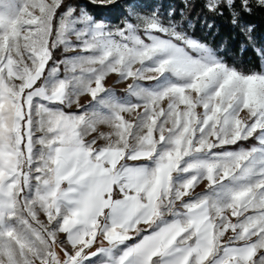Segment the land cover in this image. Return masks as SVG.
<instances>
[{
	"label": "snow or ice",
	"instance_id": "snow-or-ice-1",
	"mask_svg": "<svg viewBox=\"0 0 264 264\" xmlns=\"http://www.w3.org/2000/svg\"><path fill=\"white\" fill-rule=\"evenodd\" d=\"M182 2L188 5V0ZM88 3L120 14L124 26L109 30L83 5L66 0H0V264H83L100 251H86L98 234L108 246L123 243L151 228L164 214L162 206L192 195L191 190L204 180L210 188L229 178L249 182L211 211L206 199L184 204L186 219L145 235L115 264H154V257H173L168 264H206L214 255H218L215 264H264V161L252 167L256 148L190 163L183 171L196 174L174 191L170 187L185 156L211 152L264 130V88L258 89L256 103L249 105L243 87L249 77L264 80V74L242 75L226 68L202 45L174 31L179 22L169 20L162 28L155 14L151 19L140 16L142 6L135 2ZM203 7L216 15L227 10L237 23L242 14L264 9V0H204ZM134 14L136 27L127 23ZM76 23L81 27L72 28L68 39L74 37L76 47L90 55L67 71L80 73L72 80L87 74L83 91L92 99L105 90L102 82L108 73H118L123 80L131 77L132 83L171 71L188 82L152 94L142 105L114 109L110 120L101 121L109 126L107 134L91 124L82 129V116L49 110L35 99L64 103L68 79L47 93L33 87L52 59V50L64 42L66 26ZM140 28L166 38L150 33V43H144L136 35ZM250 30L242 29L249 41ZM189 52L199 55L193 58ZM157 54L163 58L153 65L145 63ZM214 64L221 65L223 72L205 75ZM232 74L237 78L222 87L225 76ZM137 109L142 111L132 122L124 119V113L131 115ZM101 140L106 146L98 143ZM165 140L171 147L159 154L150 171L120 163L125 157L127 161L152 158ZM259 142L264 151V135ZM117 189L120 198L114 199ZM105 209L109 224L101 222ZM140 224L146 227L138 228ZM239 242L243 246H236Z\"/></svg>",
	"mask_w": 264,
	"mask_h": 264
},
{
	"label": "rangeland",
	"instance_id": "rangeland-1",
	"mask_svg": "<svg viewBox=\"0 0 264 264\" xmlns=\"http://www.w3.org/2000/svg\"><path fill=\"white\" fill-rule=\"evenodd\" d=\"M67 3L73 5H83L85 11L93 17L95 20L103 19V22L108 25L109 30L112 29L113 26L123 27L124 25L121 23L123 16L118 13L103 11V6L99 5H91L88 3V0H66ZM119 2V0H117ZM126 2H135L141 5V9L139 11V15L145 17L146 19H151L153 14H155L156 20L159 22L160 27L167 28V21L169 18V7L166 6L165 14L162 15V12H158L157 2L154 0H126ZM111 6H109L110 8ZM136 14L129 17L127 23L132 25V27H136L135 25ZM81 24L76 23L74 25L66 26L65 30V40L63 43L59 44L55 49L52 50V59L47 62L46 68L43 71L41 77L36 81L33 85L35 89H41L46 93L50 91L60 80L68 79L69 83L65 89V100L64 103H46L40 98H35L38 102L49 110H59L64 114H72L76 116H82L84 119V123L82 124V129L87 128L89 124L93 127H97L100 132L107 134L109 132V126L106 123H102L101 121L105 119H111L113 110L118 107H126L129 105H142L146 98L152 94H157L168 87L171 86H180L186 84L188 82L187 78H181L172 73L171 71H165L156 79L152 80H136L131 83V77L127 79H121L118 73H108L106 74L103 83V87L105 90L97 95L95 99H92L83 91V85L87 82L88 76L84 74L80 76V80H72L71 77L74 75H80L77 71L76 73H70L67 71L68 68L71 67L73 63L78 62L82 57L90 55L88 52H81L77 47V41L74 39H68L71 37L72 28H79ZM177 33H181V31L174 29ZM156 34L158 38H166L161 33H155L154 30H150L149 32H145L143 28L137 30L136 35L140 36L144 43H150L147 39L148 34ZM183 33V32H182ZM183 35H185L183 33ZM186 36V35H185ZM188 37V36H187ZM189 39H192L188 37ZM194 42L202 45L204 48L208 50L209 55L212 59L221 63L225 66L222 61V58L218 54V51H214L209 47L199 43L198 41L192 39ZM177 46H180V43H177ZM188 51L187 49H185ZM95 54V53H91ZM189 54L193 58H197L199 55L195 52H189ZM163 58L160 54L152 57L149 61L145 63L147 65L155 64L159 59ZM261 66L262 71L260 74H264V56H261ZM136 66H134L135 68ZM226 68L233 70L227 66ZM55 68V71L52 69ZM223 72V67L221 65H212L208 72L205 75H210L217 70ZM235 71V70H234ZM238 74V71H236ZM243 75V74H242ZM237 77L235 74H232L231 77L225 76V84L222 87H226L231 84L233 80ZM131 83V84H130ZM94 86V85H93ZM244 87V95L245 100L249 105H254L257 101V91L260 88H264V80H261L256 77H249L247 80L243 82ZM221 89H218V92ZM77 104L80 106L77 107ZM162 106H166V102H161ZM142 111V109H137L129 115L128 113H124V119L132 122L133 118L136 116L137 112ZM39 119V117H37ZM37 137L41 134L37 133ZM93 136L96 135L95 132L92 133ZM199 132L196 134L194 139H198ZM264 135V130H257L251 137L248 139L238 140L234 144H226L222 146H218L213 148L211 152H200V153H192L188 156H185L178 166V170L173 173L170 181V187L174 191L178 188L184 181H186L191 175L196 174L195 171L184 172L183 169L189 165L190 163H194L197 161H210L215 159L213 154H223V153H238L241 151H249L253 148H256L258 151L255 153L256 162L252 165V167H259V163L264 161V151H260L261 144L259 142V137ZM101 146H106V141H98ZM40 145L37 144L34 152H39ZM171 147V144L165 140L157 145L156 152L154 156L150 159L140 160V161H127V157L125 160H122L120 163L126 166L132 167H141L143 165H148L150 170L155 166V159L158 158L159 154L163 151H166ZM202 171V170H201ZM249 180H233L231 178L221 181L220 183L207 187V181L204 180L200 184H198L191 191L193 192L190 196H185L182 200L175 201L174 203L169 202L162 206L163 215L156 221V223L151 227L147 228L146 231L141 230L138 235H135L136 241L139 242L145 235H149L152 232L157 231L162 224L171 223L173 220L183 221L186 219L184 213L185 209L183 207L184 204L196 202L201 199L207 200V207L211 211L214 207H222L226 204L230 198L231 192L237 189L241 184L248 183ZM35 182H33L32 193L35 194ZM169 208H171V212H169ZM230 215V214H229ZM231 218V217H230ZM42 220L46 221V217L41 216ZM234 219V218H231ZM149 232V233H148ZM231 233L228 232L225 234L223 239H227L228 235ZM99 235H97L98 237ZM96 237V238H97ZM95 243V242H94ZM191 243V242H190ZM236 246H243V242H239ZM92 249H95L93 244ZM86 251H91L86 250ZM218 255L212 256L209 260L206 261V264H210L212 260H217ZM255 259V258H254ZM154 264H162V258L154 257ZM89 264V263H87Z\"/></svg>",
	"mask_w": 264,
	"mask_h": 264
},
{
	"label": "trees",
	"instance_id": "trees-1",
	"mask_svg": "<svg viewBox=\"0 0 264 264\" xmlns=\"http://www.w3.org/2000/svg\"><path fill=\"white\" fill-rule=\"evenodd\" d=\"M154 1L162 15L165 14L166 6L169 7L172 13L170 20L174 24L179 22L177 30L218 51L225 66L243 75L261 73V56H264V9L254 8L251 14H242L239 21L233 23L227 10L223 11V15L206 12L204 0H188V5L182 0ZM185 9L187 16L181 20L180 13ZM249 27L251 41L246 39V33L242 31Z\"/></svg>",
	"mask_w": 264,
	"mask_h": 264
},
{
	"label": "crops",
	"instance_id": "crops-1",
	"mask_svg": "<svg viewBox=\"0 0 264 264\" xmlns=\"http://www.w3.org/2000/svg\"><path fill=\"white\" fill-rule=\"evenodd\" d=\"M126 167H132V166H126ZM141 167L150 171V168L148 167V165H143ZM113 198L114 199L120 198L118 189L115 191ZM101 222H102V224H109L110 223V218L108 216V210L107 209H105V215H104V217L101 218ZM164 225L165 224H162V227ZM137 227L143 229L146 226L143 224H140V225H137ZM98 235L99 236L96 238L95 243H94L95 249L91 248V251H96L98 249L100 251H96V255L91 256L89 258H86L83 261V264H87V263H89V264H115V261L123 254V252L125 250H127L128 248L139 243L136 241L135 235H133V236H131L130 239L125 240L123 243H119V244H116L114 246H108L107 242L102 240V236L100 234H98ZM172 258L173 257L162 258V264H168V262ZM210 264H215V260H212L210 262Z\"/></svg>",
	"mask_w": 264,
	"mask_h": 264
}]
</instances>
